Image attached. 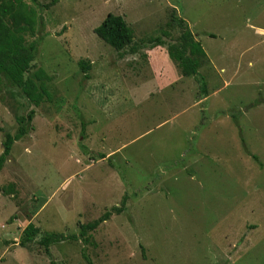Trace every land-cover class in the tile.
<instances>
[{"label":"rangeland","instance_id":"obj_1","mask_svg":"<svg viewBox=\"0 0 264 264\" xmlns=\"http://www.w3.org/2000/svg\"><path fill=\"white\" fill-rule=\"evenodd\" d=\"M27 4L25 45L49 96L23 101L0 73V155L17 114L36 111L0 172V264H264V0ZM110 13L134 30L133 48L94 33ZM180 18L210 62L142 101L150 69L174 67L148 43H178ZM30 223L40 234L22 248ZM46 233L68 239L48 255Z\"/></svg>","mask_w":264,"mask_h":264},{"label":"trees","instance_id":"obj_2","mask_svg":"<svg viewBox=\"0 0 264 264\" xmlns=\"http://www.w3.org/2000/svg\"><path fill=\"white\" fill-rule=\"evenodd\" d=\"M27 1L36 3L37 0H0V73L10 81L15 88L19 89L21 100H28L36 106L44 101L46 92L44 85H38L36 81L42 82L43 79H49L44 70L39 69L33 73L35 61V44L28 48L25 45L23 27L28 22L26 10L28 7ZM44 8H47L45 6ZM176 26L179 28L178 43H167L162 37H157L148 44L153 47H166L174 54L176 59L181 63L187 76H197L198 69L194 60L189 55V47L194 39V34L189 26L184 22L183 18L177 20ZM94 33L106 44L110 45L116 51H125L127 48H133L136 45L135 32L124 19V17L115 14H108L100 26ZM146 44V43H144ZM140 45V44H139ZM133 51L135 49H132ZM80 69L85 74L86 79H89L88 72L91 69V63L86 61L79 62ZM32 74V75H31ZM206 86L203 91L206 94ZM36 111H30L26 116L17 114L18 130L15 135L7 133L3 143V153L0 155V172L5 166L8 157L11 154L13 146L16 142L24 139L33 129L32 121ZM106 156L99 155L100 159ZM255 160L258 157L254 156ZM122 207H114L112 211L106 212L102 217L92 223L81 226V236L84 237L89 231H93L103 222L108 221L113 214L120 215L125 209V200ZM40 230L33 223H30L23 231L20 247L27 248L28 244L33 243L39 236ZM68 239L62 233H46L39 241L48 255L51 254L50 248L52 245L66 241ZM91 264V263H90Z\"/></svg>","mask_w":264,"mask_h":264},{"label":"crops","instance_id":"obj_3","mask_svg":"<svg viewBox=\"0 0 264 264\" xmlns=\"http://www.w3.org/2000/svg\"><path fill=\"white\" fill-rule=\"evenodd\" d=\"M174 11H176V9H174ZM159 50L164 51L168 55L169 59L171 61H174V67L158 66L156 69H152V68L150 69L154 71H150L149 76L150 74H152L153 76H151V78L149 79L145 78L142 80V82H140L144 86L147 85L146 93H145L144 98H142V101L151 99L152 94H154L153 90H156L157 93L158 92L160 93L161 89L163 90V88H171L172 86L177 85L176 83L187 85V82H189V79L193 77V76L186 75L185 70L182 67L181 63L176 59V57L174 56L172 52H170L168 49L164 47H161ZM189 55L194 60L195 64L197 65L196 67L198 69V74L200 73L199 67L201 64H203V60H205L206 63L210 62L207 52L204 50V48L196 44L195 40H192L190 44ZM149 66L152 67V65H149ZM124 79H126L125 76H124ZM127 81H130V79H128ZM179 82H182V83H179Z\"/></svg>","mask_w":264,"mask_h":264}]
</instances>
